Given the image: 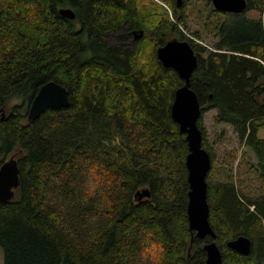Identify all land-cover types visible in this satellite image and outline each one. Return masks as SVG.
I'll list each match as a JSON object with an SVG mask.
<instances>
[{
    "label": "trees",
    "instance_id": "16d2710c",
    "mask_svg": "<svg viewBox=\"0 0 264 264\" xmlns=\"http://www.w3.org/2000/svg\"><path fill=\"white\" fill-rule=\"evenodd\" d=\"M161 1L173 17L157 0H0V161L18 153L21 176L15 198L0 203L4 264H189V145L171 115L183 80L157 56L173 37L198 55L191 87L212 168L203 114L215 109V122L232 125L254 154L248 162L261 181L253 196L243 180L207 176L223 264H264V0H247L260 19L209 13L213 48L182 29L197 0ZM124 26L130 36L144 30L134 49L110 39ZM51 80L68 88L71 106L30 120L33 98ZM3 111L12 114L3 119ZM240 235L252 239L251 254L228 247ZM206 240L195 238L192 264H205Z\"/></svg>",
    "mask_w": 264,
    "mask_h": 264
},
{
    "label": "water",
    "instance_id": "95a60500",
    "mask_svg": "<svg viewBox=\"0 0 264 264\" xmlns=\"http://www.w3.org/2000/svg\"><path fill=\"white\" fill-rule=\"evenodd\" d=\"M216 10L226 13H243L248 8L247 0H211ZM184 0H177L181 7ZM59 13L69 19L76 17L72 7H60ZM135 39L139 40L144 35V30L135 31ZM157 56L165 67L174 69L183 80L175 92L171 107L173 120L179 125L180 132L185 135L189 145L186 158L188 168L189 201L188 217L191 231V247L188 253L189 264L191 250L195 238H209L204 243L206 250L205 264H223V252L217 242L218 235L210 222V203L208 200L207 176L212 168V159L208 150L203 146V132L198 121L202 115V105L198 94L191 87V78L198 66V55L188 40L173 37L157 49ZM71 106L68 88L51 80L44 83L33 98L28 110L30 120L37 119L47 109H64ZM3 112V119L9 118ZM18 153L11 154L0 161V203H8L16 196V191L21 185L20 165ZM139 198L149 195V190L138 192ZM234 251L249 255L253 249V241L247 235H240L227 243Z\"/></svg>",
    "mask_w": 264,
    "mask_h": 264
},
{
    "label": "rangeland",
    "instance_id": "374dc122",
    "mask_svg": "<svg viewBox=\"0 0 264 264\" xmlns=\"http://www.w3.org/2000/svg\"><path fill=\"white\" fill-rule=\"evenodd\" d=\"M167 10L172 14L171 7L162 2ZM214 6L211 0H197V2L191 3L188 6L186 15V26L183 27L185 35L202 45L213 48L217 43L218 37L213 33L209 32L205 27V20L208 19L209 13L214 12ZM197 10L199 13H197ZM202 13V14H201ZM219 13L214 12L216 18L221 17ZM178 15L181 16L182 13L179 10ZM248 18L260 19L262 14L257 9H250L245 12ZM211 16V15H210ZM209 16V17H210ZM175 19V18H174ZM122 33V31H121ZM120 34V33H119ZM119 34L109 35L113 43L117 44L121 41L118 38ZM124 47L134 49L131 40H127L122 43ZM136 46V45H134ZM203 55H206L205 53ZM9 110L7 111V113ZM217 111L215 109H210L203 114V125L206 130V139L208 144L211 146L215 154V165L211 168V180L214 181H235L237 184L239 180H243L247 185L252 187V191L248 192L253 196L258 195L259 189L261 187V181L258 179L257 174L250 168L248 159L252 162L254 154L249 152L246 146H243L240 142L239 136L236 133L234 127L227 123H216L215 116ZM258 135L264 138V127L260 128ZM209 178V179H210ZM247 180L250 182L247 184ZM253 208V206H252ZM0 264H4V252L0 245Z\"/></svg>",
    "mask_w": 264,
    "mask_h": 264
},
{
    "label": "flooded vegetation",
    "instance_id": "af4514ba",
    "mask_svg": "<svg viewBox=\"0 0 264 264\" xmlns=\"http://www.w3.org/2000/svg\"><path fill=\"white\" fill-rule=\"evenodd\" d=\"M116 1H121V0H116ZM123 1L126 2L127 0H123ZM211 2H212V1H211ZM212 4H213V3H212ZM61 7H70V6H61ZM225 13H226V12H225ZM137 30H140V29H139V28H136V29H133V30L129 31L130 34L132 35V36H130L129 33H128V31H127V26H124L123 29L121 30L122 33H121V31L119 32L120 34H119V33L109 32V35L119 34V35H118V38H119L121 41H119V43H117V45H120V46L124 47V46L122 45V43H125L127 40H131L132 43H133V47H135V46H134V45H135V41H136V39H135V35H136L135 31H137ZM124 48H127V47H124ZM3 112H4V111H3ZM3 112H2V114H3ZM5 113H6V111H5ZM6 115H7V113H6Z\"/></svg>",
    "mask_w": 264,
    "mask_h": 264
}]
</instances>
